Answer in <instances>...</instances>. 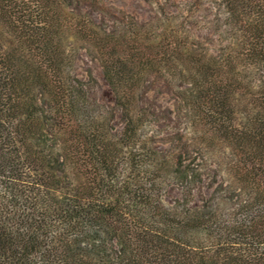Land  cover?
<instances>
[{
  "label": "trees",
  "instance_id": "16d2710c",
  "mask_svg": "<svg viewBox=\"0 0 264 264\" xmlns=\"http://www.w3.org/2000/svg\"><path fill=\"white\" fill-rule=\"evenodd\" d=\"M194 4L0 0V264H264V0Z\"/></svg>",
  "mask_w": 264,
  "mask_h": 264
},
{
  "label": "rangeland",
  "instance_id": "374dc122",
  "mask_svg": "<svg viewBox=\"0 0 264 264\" xmlns=\"http://www.w3.org/2000/svg\"><path fill=\"white\" fill-rule=\"evenodd\" d=\"M171 5L170 11L176 13L177 7L185 9V13L192 10L195 6L194 0H107V6L114 8L116 11L121 13H126L140 22H144L149 26H153L154 20L156 18V11L160 10L166 2ZM181 4V5H180ZM194 5V6H192ZM196 7V6H195ZM159 16V15H158ZM211 18L205 17L204 14L200 13L193 19V27H197L194 30L195 35L206 41V46L213 50H223L230 42L227 38L228 33L220 34L214 28L211 27ZM150 24V25H149ZM210 28L205 30L206 28ZM77 75L83 80L89 79V70L92 71L94 79L96 80V89L99 101L104 105H111L114 102V95L108 83L106 82L102 68L96 60H93L85 51L81 52L80 59L76 64ZM161 102L166 107H173V99L168 96H164ZM119 113L117 120H119ZM116 128H121L119 123H115ZM212 165L211 161L208 166ZM213 168L216 167L212 165ZM205 194H209L210 191L204 190ZM181 199L180 190L178 188H170L165 193L164 200L168 204H174L177 200Z\"/></svg>",
  "mask_w": 264,
  "mask_h": 264
}]
</instances>
